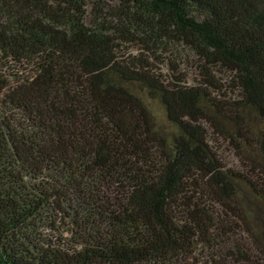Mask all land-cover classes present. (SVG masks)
<instances>
[{"label": "trees", "instance_id": "obj_1", "mask_svg": "<svg viewBox=\"0 0 264 264\" xmlns=\"http://www.w3.org/2000/svg\"><path fill=\"white\" fill-rule=\"evenodd\" d=\"M260 158L264 0H0V264H264Z\"/></svg>", "mask_w": 264, "mask_h": 264}, {"label": "rangeland", "instance_id": "obj_2", "mask_svg": "<svg viewBox=\"0 0 264 264\" xmlns=\"http://www.w3.org/2000/svg\"><path fill=\"white\" fill-rule=\"evenodd\" d=\"M131 51V53H137L138 47L136 45H131L128 47ZM180 54L181 55H185L187 53H189L186 49L184 48H179ZM193 62H190L191 59L189 60V62L183 61L180 63L181 64V68L186 70L187 72V76H188V80L189 82H194L196 79H198L199 77V72H198V68H197V63L196 60L194 58H192ZM186 62V64H185ZM194 63V65H193ZM164 69L165 72L169 71V63L167 62L166 64H164V66L162 67ZM196 70V72H195ZM170 73V72H169ZM169 75V74H168ZM171 76V75H169ZM221 78L225 79L226 75L225 74H221L220 75ZM224 83L226 82L223 81ZM228 84V82H227ZM140 96L142 97V99L145 101L151 116L153 118V122L155 125L156 130L158 131V133L167 136L169 139L171 138V136H173L174 134H176L178 132V128L176 126H174L167 117V112L166 109L164 107V105L160 102L159 99H153L150 98L147 93H142L140 94ZM220 146H222L224 148V152H226V155H228L229 161L233 160V154L229 153V149L228 151L225 149V147H227L228 144H222V142H219ZM237 157H235V161H236ZM260 161L262 162V164L264 165V158H260ZM240 159L237 160V164H239ZM249 208L251 211H249L251 213V215L255 218V220L258 222V224L263 225L264 227V203L263 202H259V201H250L248 203ZM48 237L51 239L54 236V240L55 238H57L58 233L55 231H50L47 232ZM64 237H68V236H64Z\"/></svg>", "mask_w": 264, "mask_h": 264}]
</instances>
